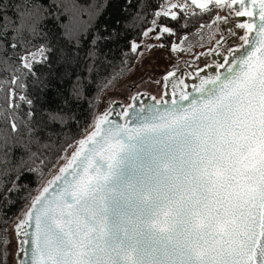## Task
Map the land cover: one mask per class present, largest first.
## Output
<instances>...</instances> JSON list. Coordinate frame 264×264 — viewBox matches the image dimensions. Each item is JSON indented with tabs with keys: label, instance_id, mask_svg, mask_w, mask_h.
Masks as SVG:
<instances>
[{
	"label": "snow or ice",
	"instance_id": "obj_1",
	"mask_svg": "<svg viewBox=\"0 0 264 264\" xmlns=\"http://www.w3.org/2000/svg\"><path fill=\"white\" fill-rule=\"evenodd\" d=\"M152 2L149 12L150 0H0V264H107L96 197L107 176L95 161L110 168L140 133H163L174 156L185 264H264V0H191L199 12ZM196 16L212 18L187 31ZM137 68L128 103L95 112ZM145 83L158 95L137 90ZM73 126L83 138L69 137ZM52 149L65 162L44 182ZM25 192L10 252L9 213Z\"/></svg>",
	"mask_w": 264,
	"mask_h": 264
},
{
	"label": "water",
	"instance_id": "obj_2",
	"mask_svg": "<svg viewBox=\"0 0 264 264\" xmlns=\"http://www.w3.org/2000/svg\"><path fill=\"white\" fill-rule=\"evenodd\" d=\"M113 101L124 104L114 99L107 108ZM122 143L124 147L110 168L98 158L95 161V168L107 176L96 190L99 219L103 221L100 242L108 253L107 264H185L179 241L184 217L176 207L174 156L164 147L165 135H129ZM64 162L44 182L57 174ZM167 209L172 212L167 219L168 228L162 232L157 225ZM93 227H98L95 221ZM14 239L16 249L15 234Z\"/></svg>",
	"mask_w": 264,
	"mask_h": 264
},
{
	"label": "rangeland",
	"instance_id": "obj_3",
	"mask_svg": "<svg viewBox=\"0 0 264 264\" xmlns=\"http://www.w3.org/2000/svg\"><path fill=\"white\" fill-rule=\"evenodd\" d=\"M181 2H184V0H181ZM188 4H189V7L191 9H193L195 7L194 5L191 4V0H188ZM219 14L224 15L223 12H220ZM211 18L206 23H208L211 20ZM231 23H232V26L234 27L235 22L232 21ZM237 31L240 32V34H242V30H237ZM216 38L218 39L219 36H217ZM146 42H148V43H159L158 41H154L151 39H147ZM238 42H239L238 39L234 40V43H238ZM206 46L210 47L211 45L209 44ZM202 50L203 49L194 48L193 53L198 52V51H202ZM163 55H164V53H162V52H154L151 56L148 57L149 60L157 59L159 61L158 65H157V71L158 72H163L166 70L165 69V61L162 59H159ZM178 59H180V60H191L192 56L187 55V54H181V56L178 57ZM147 63H148V61L146 60L145 65H147ZM178 70L180 73H183V71H184L183 64L178 65ZM142 71H143V69L137 68L134 75H132L130 78L121 79V80L116 81L111 87H109L104 93H102L100 96V102L98 103V106H97V113L103 112L107 108L109 101L114 100V99H120V100H122V102L124 104L128 103L127 97L131 93L128 90L127 85L131 81H136L137 83H139V78L141 76ZM137 90L138 91L147 90V91L153 92L156 95H158L156 86L153 84H147V83L139 84V88ZM11 229H12V226L9 227V230H10L9 239L11 240L10 252H14L15 251V239H14V233L11 231ZM9 264H14V262L11 260V258L9 260Z\"/></svg>",
	"mask_w": 264,
	"mask_h": 264
},
{
	"label": "trees",
	"instance_id": "obj_4",
	"mask_svg": "<svg viewBox=\"0 0 264 264\" xmlns=\"http://www.w3.org/2000/svg\"><path fill=\"white\" fill-rule=\"evenodd\" d=\"M155 9H156V3L152 2V0H150V8L148 9V11H149V12H151V11H155ZM192 10L195 11V12H199V10L196 9L195 7H194ZM109 11H111V8L109 9ZM214 14H215V13H213V15H214ZM105 15H107V13H106ZM151 18H152L151 15H148L147 19H148V20H151ZM210 18H211V16H196V17H194L193 20H192V27L189 28L187 31H193L196 27L199 26L200 23H206ZM104 22H106V20H105V17L102 16V17H101V23H104ZM161 22H164V21H161ZM148 26H149V24L144 23L143 25H141V28L137 29L136 31H137V32L142 31L143 28H146V27H148ZM172 26H173V27H176L175 24H172ZM109 71H111V69H105V70H103V71L101 72V76L107 75ZM0 75H6V74H0ZM8 78L10 79V76H9ZM100 96H101V95H100ZM99 100H100V97H99ZM126 104H127V103H126ZM97 106H98V104L94 107V111H95V112H97ZM87 114H88V109H87V108L82 109L81 112L78 113V116H79V118H80V121H79V122H80L81 124H82L83 121L87 118ZM65 131L68 132L69 137L75 135L76 138L79 139V138H81V137L83 136V129H81V132H80V133H77V130H76V127H75V126H73L71 129H66ZM51 151L53 152V155H52V162L58 166V165L62 162V161H61V162L58 161V156L60 155V153L56 152L55 149H52ZM64 155L67 156L68 153H64ZM57 166H56V167H57ZM56 167L53 168L51 164L49 165V168L45 170L44 181H45L46 178L50 175V173L53 172V171L56 169ZM25 179H26L27 181H29L30 186H31V189L33 190V191H32V195H34V194L37 192V191H36V190H37V185H36V184H31V177H26ZM27 195H28V193L25 192V193H22V194H20V195H17V196H14V197H13V198L16 199L17 201H19V203H18V205H17V209H14L13 212H10V213H9V221H8V225H7L8 228H9L10 226H12V224L14 223V216H13V213L16 212L19 208H23V207H25V201L23 200V197H24V196H27Z\"/></svg>",
	"mask_w": 264,
	"mask_h": 264
},
{
	"label": "clouds",
	"instance_id": "obj_5",
	"mask_svg": "<svg viewBox=\"0 0 264 264\" xmlns=\"http://www.w3.org/2000/svg\"><path fill=\"white\" fill-rule=\"evenodd\" d=\"M171 212H172L171 209L164 210L161 222L157 225V227L159 228L160 231L163 232V231L167 230V228H168L167 219L170 216ZM192 226L193 227L196 226L195 219H193V221H192Z\"/></svg>",
	"mask_w": 264,
	"mask_h": 264
},
{
	"label": "flooded vegetation",
	"instance_id": "obj_6",
	"mask_svg": "<svg viewBox=\"0 0 264 264\" xmlns=\"http://www.w3.org/2000/svg\"><path fill=\"white\" fill-rule=\"evenodd\" d=\"M235 22V20H233Z\"/></svg>",
	"mask_w": 264,
	"mask_h": 264
}]
</instances>
